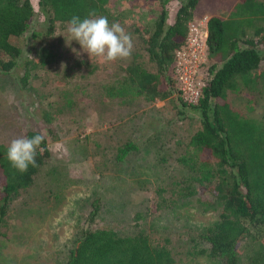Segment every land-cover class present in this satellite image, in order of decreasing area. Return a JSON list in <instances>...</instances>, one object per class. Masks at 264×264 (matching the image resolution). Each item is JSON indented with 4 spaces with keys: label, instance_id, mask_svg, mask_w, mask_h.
Wrapping results in <instances>:
<instances>
[{
    "label": "rangeland",
    "instance_id": "obj_1",
    "mask_svg": "<svg viewBox=\"0 0 264 264\" xmlns=\"http://www.w3.org/2000/svg\"><path fill=\"white\" fill-rule=\"evenodd\" d=\"M160 1L110 0L113 22L131 34L134 47L129 59L105 63L89 58L76 41L66 43L67 26L56 24L48 38H33L42 32L44 18L31 0L34 16L22 37V54L9 73L0 74V145L37 132L50 155L31 185L9 202L0 226V264H65L74 240L89 225L122 236L141 232L153 244L164 243L175 264H212L190 251L196 232L216 221L219 210L200 205L196 188L186 196L171 194L189 176L176 159L199 129L198 113L181 105L178 91L153 102L120 100L109 92L134 54L151 67L138 37L140 30H151ZM178 1L163 4L167 24ZM257 50L264 56V45ZM262 72L264 61L256 91L227 92L232 110L253 119L264 116ZM129 141L138 151L116 162V148ZM94 201L98 209L92 216ZM164 201L170 207L156 208ZM135 213L143 217L137 227Z\"/></svg>",
    "mask_w": 264,
    "mask_h": 264
},
{
    "label": "trees",
    "instance_id": "obj_2",
    "mask_svg": "<svg viewBox=\"0 0 264 264\" xmlns=\"http://www.w3.org/2000/svg\"><path fill=\"white\" fill-rule=\"evenodd\" d=\"M161 8L148 33L139 31L141 50L151 67H144L139 55L123 68V75L110 86L112 98L163 101L177 91L173 76L174 52L183 46L187 24L207 16L206 62L201 66L202 87L196 105L187 106L199 115V129L188 139L185 151L176 159L189 172L171 190L173 196L198 191V203L218 209L216 221L196 232L191 255L212 264H264V116L253 119L232 110L227 92L256 91L261 78L257 72L264 61L257 50L264 45V2L258 0H179L173 20ZM43 16L42 32L33 38L51 36L56 24L67 26L73 15L88 16L95 9L109 22L116 18L108 11L110 0H35ZM34 16L31 0H0V74L9 73L22 54L23 35ZM264 74V72H262ZM175 100V98L172 97ZM182 106L180 96L177 98ZM182 113L180 110L178 111ZM37 132H26L29 138ZM37 167L21 174L0 145V226L9 202L28 188L50 153L46 139ZM139 147L129 141L116 148L114 160L122 162ZM203 199V202L200 201ZM159 202L156 208H168ZM98 209L91 204V215ZM90 215V220L93 219ZM135 213L137 227L142 220ZM1 235V233H0ZM163 243H151L136 232L118 235L109 228L82 229L71 245L65 264H175Z\"/></svg>",
    "mask_w": 264,
    "mask_h": 264
},
{
    "label": "clouds",
    "instance_id": "obj_3",
    "mask_svg": "<svg viewBox=\"0 0 264 264\" xmlns=\"http://www.w3.org/2000/svg\"><path fill=\"white\" fill-rule=\"evenodd\" d=\"M70 39L76 41L88 57H96L105 63L127 60L133 51V40L130 33L119 22H109L104 15H97L95 9L89 10L88 16L81 19L73 15L67 23ZM72 51L76 53L75 49ZM45 137L36 134L29 138L26 135L14 138L7 146L6 157L11 167L21 174L29 166L37 167V154L43 153L41 147Z\"/></svg>",
    "mask_w": 264,
    "mask_h": 264
},
{
    "label": "built area",
    "instance_id": "obj_4",
    "mask_svg": "<svg viewBox=\"0 0 264 264\" xmlns=\"http://www.w3.org/2000/svg\"><path fill=\"white\" fill-rule=\"evenodd\" d=\"M207 16L187 24L182 47L174 52L173 76L178 94L187 106L196 105L202 87L201 66L206 62Z\"/></svg>",
    "mask_w": 264,
    "mask_h": 264
}]
</instances>
